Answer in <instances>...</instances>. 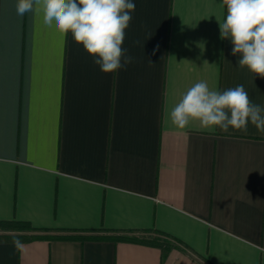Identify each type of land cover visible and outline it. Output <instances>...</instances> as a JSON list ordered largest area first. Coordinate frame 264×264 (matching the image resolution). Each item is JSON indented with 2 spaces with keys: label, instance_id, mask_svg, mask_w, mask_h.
Masks as SVG:
<instances>
[{
  "label": "crops",
  "instance_id": "crops-1",
  "mask_svg": "<svg viewBox=\"0 0 264 264\" xmlns=\"http://www.w3.org/2000/svg\"><path fill=\"white\" fill-rule=\"evenodd\" d=\"M16 2L0 0V221L89 239L1 241L0 264H264V133L169 118L201 80L264 106L220 39L222 0H133L136 62L108 74ZM113 234L171 248L93 239Z\"/></svg>",
  "mask_w": 264,
  "mask_h": 264
},
{
  "label": "clouds",
  "instance_id": "clouds-1",
  "mask_svg": "<svg viewBox=\"0 0 264 264\" xmlns=\"http://www.w3.org/2000/svg\"><path fill=\"white\" fill-rule=\"evenodd\" d=\"M221 6L227 11L218 22L220 39L231 41V54L239 55L240 68L264 78V0H222ZM15 9L21 17H40L62 37L71 33L105 74L136 62L123 47L135 11L133 0H17ZM169 118L179 129L198 122L204 130L246 134L251 123L264 133V106L253 103L243 85L221 91L201 80L182 94Z\"/></svg>",
  "mask_w": 264,
  "mask_h": 264
},
{
  "label": "trees",
  "instance_id": "trees-1",
  "mask_svg": "<svg viewBox=\"0 0 264 264\" xmlns=\"http://www.w3.org/2000/svg\"><path fill=\"white\" fill-rule=\"evenodd\" d=\"M0 229H3L4 231H15L18 233L23 234H17V235H8V234H0V242H17V243H23V242H30L33 240H86L89 239V237H82V236H71V235H65V236H44V235H35V234H26V233H32V232H44L42 230H38L33 228L29 223L20 222V221H0ZM162 235V234H161ZM165 236V235H162ZM93 239H110L114 242H135V243H142L147 244L150 246H156L162 249L163 252V259L169 252L171 246L170 243L165 236L164 240H161L160 238L149 240V241H140L136 238L128 237L126 235H110L108 237L104 238H93Z\"/></svg>",
  "mask_w": 264,
  "mask_h": 264
},
{
  "label": "rangeland",
  "instance_id": "rangeland-1",
  "mask_svg": "<svg viewBox=\"0 0 264 264\" xmlns=\"http://www.w3.org/2000/svg\"><path fill=\"white\" fill-rule=\"evenodd\" d=\"M3 232H4V230L3 229H0V233H3ZM161 240H164V239H161ZM199 264H203V263H199Z\"/></svg>",
  "mask_w": 264,
  "mask_h": 264
}]
</instances>
